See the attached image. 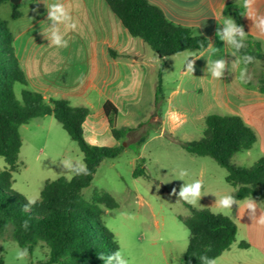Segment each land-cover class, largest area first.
Segmentation results:
<instances>
[{
    "label": "rangeland",
    "instance_id": "1",
    "mask_svg": "<svg viewBox=\"0 0 264 264\" xmlns=\"http://www.w3.org/2000/svg\"><path fill=\"white\" fill-rule=\"evenodd\" d=\"M17 11L21 17L14 19V8L10 4L0 7V20L7 22L16 34L43 17L47 7L39 0H23ZM196 54L189 50L167 57L160 92L156 85L159 69L150 76L140 107L133 110L132 115H122L115 120L118 129L126 126L133 130L119 144L125 150L115 159H105L92 184L83 190L89 202L103 192L114 198L117 208L101 206L102 220L114 234L129 264H183L190 233L180 217L191 215L187 205L225 215L214 207L216 196L213 193L234 194L233 187L226 182V169L211 158L189 154L183 147L203 137L208 116L226 115L225 110L215 104L209 85L204 84L201 61L194 65L193 73L183 74L188 60ZM256 68L258 73L263 71L264 63L257 61ZM24 89L23 85L15 84L18 99ZM173 113L180 116L179 121L172 118ZM20 134L22 148L18 169L13 172L12 190L28 203L29 198L39 199L47 181L69 180V173L60 160L71 157L84 161V156L54 117L34 119L20 127ZM142 138L145 142L138 146ZM263 157L264 149L259 140L251 150L236 154L232 162L249 169ZM140 166L145 175L136 178L134 172ZM6 168L5 160L0 157V172ZM179 169L189 171L185 182L196 179L203 182L204 195L196 206L172 195L173 189L178 193L185 183L178 179ZM260 203L264 206V200ZM225 216L235 221L239 229L236 241L216 259V264H264V224L257 222V226L249 229L239 221L238 205H233L232 211ZM242 244L245 247H241ZM18 248L22 247L14 241H0V257L4 264L47 261L46 246L35 247L24 261L15 258Z\"/></svg>",
    "mask_w": 264,
    "mask_h": 264
},
{
    "label": "trees",
    "instance_id": "2",
    "mask_svg": "<svg viewBox=\"0 0 264 264\" xmlns=\"http://www.w3.org/2000/svg\"><path fill=\"white\" fill-rule=\"evenodd\" d=\"M134 39H141L161 58L189 50L203 52L209 47V39L198 34L194 28L178 25L168 20L163 11L148 0H104ZM10 4L14 8L13 18L19 19L20 5L10 0H0V7ZM223 15L232 17L243 27L244 9L235 3L226 5ZM246 33V32H245ZM247 34V33H246ZM246 48L241 55L248 54L255 62L264 59L262 44L247 34ZM165 63L158 70L157 91H161ZM243 67V65H242ZM26 89L18 99L15 84ZM259 91L264 93V77L258 79ZM28 80L20 66L14 47V37L8 23L0 20V157L7 168L0 172V241H14L27 247L29 253L38 245L48 248L47 261L40 264H104L98 258L116 251L119 246L114 234L102 220V208H117L114 198L107 193H97L89 202L83 196L95 177L98 167L105 159H115L124 146L98 147L90 145L83 131V124L90 114L85 107H73L65 99L47 101L40 93L27 89ZM105 114L116 140H122L132 129L115 126L118 110L110 102L104 106ZM52 116L75 141L89 169V175L73 176L47 181L36 204L28 211L24 197L12 190L13 172L18 169L22 148L20 127L34 119ZM206 130L202 138L184 144L191 155L208 157L227 170L226 182L234 189L237 200L252 197L264 200V157L252 167L244 169L232 162L236 154L249 151L257 142V135L243 119L234 115H210L205 120ZM145 139L138 141L143 145ZM145 175L137 167L134 177ZM189 217H180L188 229L189 243L183 264H201L200 257L215 260L230 250L236 241L238 225L230 217L212 212L210 209H195ZM24 221L27 228L22 227ZM245 247V245H241ZM0 264L4 260L0 257Z\"/></svg>",
    "mask_w": 264,
    "mask_h": 264
},
{
    "label": "crops",
    "instance_id": "3",
    "mask_svg": "<svg viewBox=\"0 0 264 264\" xmlns=\"http://www.w3.org/2000/svg\"><path fill=\"white\" fill-rule=\"evenodd\" d=\"M148 1L159 7L171 22L194 28L213 44L203 52L192 50L197 54L190 60L194 59V65L201 61L203 81L209 85L215 104L225 110L226 115L241 117L254 130L257 142L260 140L264 149V93L259 91L257 79L264 77V69L258 73L256 62L249 67L251 81L247 85L237 79L238 70L232 73L226 70L221 80L212 78L207 71L210 60L225 58L231 63L235 59L231 56V47L225 45L216 32L222 29L227 18L223 15L226 5L235 3L243 7V0ZM39 2L47 7L57 0ZM59 2L69 9L78 25L75 31L65 34L67 47H56L46 39L50 25L48 9L23 31L16 34L10 28L16 56L28 80L27 89L40 93L47 101L65 99L73 107L88 108L90 114L83 124L86 141L92 146L118 147L125 138L119 141L114 138L104 111L105 104L110 102L118 110L116 120L122 115H132L144 99L150 76L157 72L162 62L167 66V57L152 54L141 39L132 38L104 0ZM243 9L244 31L264 48V31L254 27V21L248 17L249 10ZM251 13L257 18L264 17V0H254ZM60 27L63 32L64 26ZM260 61L264 63V59ZM187 73L185 68L183 74ZM256 201L260 204L263 200ZM261 212H264L262 204L256 210V218H252L248 210L239 212L238 207L239 221L253 229Z\"/></svg>",
    "mask_w": 264,
    "mask_h": 264
},
{
    "label": "clouds",
    "instance_id": "4",
    "mask_svg": "<svg viewBox=\"0 0 264 264\" xmlns=\"http://www.w3.org/2000/svg\"><path fill=\"white\" fill-rule=\"evenodd\" d=\"M254 0H243V7L249 10L248 17L254 21V27L261 31H264V17H254L251 13ZM48 15L47 19L50 21L49 28L47 30L46 39L51 45L56 47H67L68 41L64 38L68 31H75L77 29V22L73 20L70 11L66 6L59 2L47 5ZM61 25L64 26V31H61ZM216 35L225 45L231 47V56L235 59L229 63L225 58L208 61L207 71L211 74L212 78L221 80L225 71L228 70L231 73L234 71L239 72L237 79L243 85H247L251 81V77L248 74L247 66L255 61V58L248 54L241 55V51L246 48L247 34L242 26L238 25L232 17L225 18L222 29L218 28ZM213 44L209 42V48H212ZM243 65V67H242ZM186 70L190 73L194 72V59L188 60ZM172 118L176 121L180 120V116L177 113L172 114ZM56 160H53L55 163ZM63 168L69 173V180L73 176L89 175V169L81 159H72L71 157L60 160ZM178 179L185 182V178L189 176L187 169L178 170ZM203 182L199 179L192 182H185L179 192L176 189L172 190V195L178 197L177 200H183L184 202L196 206L204 195L202 192ZM216 196L214 207L225 215H228L233 208V205H238L239 212L248 210L252 218H256V210L260 204L257 203L252 197H245L243 200H237L231 193H213ZM36 199L29 198L28 203L25 205L24 210L28 211L31 206L36 204ZM258 223L264 224V212L258 217ZM28 222L24 221L22 227L27 228ZM29 256V250L27 247L18 248L15 258L19 261H24ZM98 258L104 261V264H129L123 253L119 248L111 254L105 256L103 253L98 255ZM201 264H216L214 258L208 256L200 257Z\"/></svg>",
    "mask_w": 264,
    "mask_h": 264
},
{
    "label": "water",
    "instance_id": "5",
    "mask_svg": "<svg viewBox=\"0 0 264 264\" xmlns=\"http://www.w3.org/2000/svg\"><path fill=\"white\" fill-rule=\"evenodd\" d=\"M23 0H10V3L13 5H20Z\"/></svg>",
    "mask_w": 264,
    "mask_h": 264
}]
</instances>
